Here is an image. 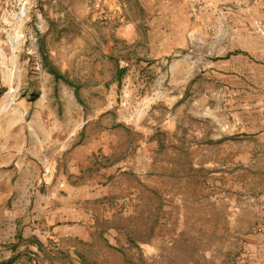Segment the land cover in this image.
Masks as SVG:
<instances>
[{
  "label": "rangeland",
  "instance_id": "1",
  "mask_svg": "<svg viewBox=\"0 0 264 264\" xmlns=\"http://www.w3.org/2000/svg\"><path fill=\"white\" fill-rule=\"evenodd\" d=\"M0 166L61 264H264V0H0Z\"/></svg>",
  "mask_w": 264,
  "mask_h": 264
},
{
  "label": "crops",
  "instance_id": "2",
  "mask_svg": "<svg viewBox=\"0 0 264 264\" xmlns=\"http://www.w3.org/2000/svg\"><path fill=\"white\" fill-rule=\"evenodd\" d=\"M48 167L42 178L39 166H0V264H61L56 241L77 233L60 195L64 166Z\"/></svg>",
  "mask_w": 264,
  "mask_h": 264
},
{
  "label": "trees",
  "instance_id": "3",
  "mask_svg": "<svg viewBox=\"0 0 264 264\" xmlns=\"http://www.w3.org/2000/svg\"><path fill=\"white\" fill-rule=\"evenodd\" d=\"M52 73L56 76V77H64L59 71H57L55 68H52Z\"/></svg>",
  "mask_w": 264,
  "mask_h": 264
}]
</instances>
